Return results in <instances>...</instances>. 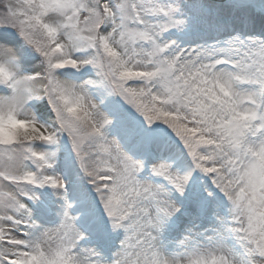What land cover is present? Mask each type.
<instances>
[{
    "label": "snow or ice",
    "instance_id": "snow-or-ice-1",
    "mask_svg": "<svg viewBox=\"0 0 264 264\" xmlns=\"http://www.w3.org/2000/svg\"><path fill=\"white\" fill-rule=\"evenodd\" d=\"M0 264H264V0H0Z\"/></svg>",
    "mask_w": 264,
    "mask_h": 264
}]
</instances>
